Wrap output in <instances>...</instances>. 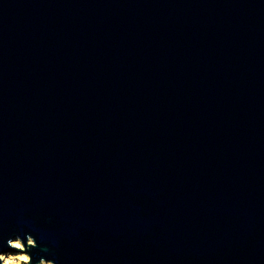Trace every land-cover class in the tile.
Masks as SVG:
<instances>
[{"label": "water", "instance_id": "95a60500", "mask_svg": "<svg viewBox=\"0 0 264 264\" xmlns=\"http://www.w3.org/2000/svg\"><path fill=\"white\" fill-rule=\"evenodd\" d=\"M0 250L264 264V0H0Z\"/></svg>", "mask_w": 264, "mask_h": 264}, {"label": "bare ground", "instance_id": "6f19581e", "mask_svg": "<svg viewBox=\"0 0 264 264\" xmlns=\"http://www.w3.org/2000/svg\"><path fill=\"white\" fill-rule=\"evenodd\" d=\"M12 244L14 246L21 247V244H20V242L17 239H14L12 241ZM0 258L2 259V262L4 264H8L10 258H19V259H22V260H26L27 259V256H26V254L20 253V252H14V253H8V252H6V253H2V255L0 256Z\"/></svg>", "mask_w": 264, "mask_h": 264}, {"label": "rangeland", "instance_id": "374dc122", "mask_svg": "<svg viewBox=\"0 0 264 264\" xmlns=\"http://www.w3.org/2000/svg\"><path fill=\"white\" fill-rule=\"evenodd\" d=\"M19 241V240H18ZM20 242V241H19ZM12 243V242H11ZM21 244V242H20ZM13 245V244H12ZM14 246V245H13ZM15 248H20L21 250H24V246L21 244V247H18V246H14ZM14 252H20V253H24L26 254L27 256V259L26 260H22V259H19V258H10L9 259V262L8 264H28L27 261H28V255L26 252L24 251H9L8 253H14ZM2 254H0L1 256ZM2 260V259H1ZM39 264H51L50 262H40Z\"/></svg>", "mask_w": 264, "mask_h": 264}, {"label": "snow or ice", "instance_id": "6c2138e0", "mask_svg": "<svg viewBox=\"0 0 264 264\" xmlns=\"http://www.w3.org/2000/svg\"><path fill=\"white\" fill-rule=\"evenodd\" d=\"M0 252H3V250H0ZM0 264H2V260H0Z\"/></svg>", "mask_w": 264, "mask_h": 264}]
</instances>
